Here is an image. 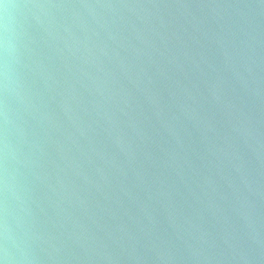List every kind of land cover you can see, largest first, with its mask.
<instances>
[{
    "label": "clouds",
    "instance_id": "1",
    "mask_svg": "<svg viewBox=\"0 0 264 264\" xmlns=\"http://www.w3.org/2000/svg\"><path fill=\"white\" fill-rule=\"evenodd\" d=\"M102 33L139 44L111 79L85 67ZM40 45L68 73L71 184L105 201L91 223L36 219ZM0 264H264V0H0Z\"/></svg>",
    "mask_w": 264,
    "mask_h": 264
},
{
    "label": "water",
    "instance_id": "2",
    "mask_svg": "<svg viewBox=\"0 0 264 264\" xmlns=\"http://www.w3.org/2000/svg\"><path fill=\"white\" fill-rule=\"evenodd\" d=\"M97 11L103 13L105 17H111V13L107 10ZM92 41L97 46L89 45L92 50L86 54L89 58V65L85 66L86 70L93 75L105 76L108 73L105 76L107 79H111V72L116 70V54L119 53L120 56L131 58L133 47L139 46L137 41L126 38L124 35H117L116 39L112 40L108 38L107 34L102 33L100 40L93 37ZM60 47H63V44ZM72 47L76 56L83 53V46L72 44ZM100 47L106 48L107 55L100 52ZM77 49L79 50L77 51ZM66 55L70 63H79L74 61L70 54L66 53ZM24 59L26 63L32 65L35 69L33 73L29 74V79L35 82L34 86L42 96V103L46 105V107H41L39 111L34 112V118L30 119L34 138L36 139V146L32 148L34 160L32 170L39 177V179L29 178L31 181L30 187L34 200L44 209V212H40L39 209L36 210L37 222L50 227L49 218L60 220L63 213H61V217H58L56 211H59L60 208H66L76 217L83 218L85 222L91 223L88 217L92 216L93 212L97 213V219L100 217L95 206L96 201L98 200L101 204H104L105 201L96 193L94 188L86 185L83 181H78V186L75 189L73 188L71 173L67 167L68 161L62 159L61 153V147L65 149V152H67V149H71L72 153L76 152L69 139L74 129L63 113H60L57 106V102L60 100L57 93L65 92L67 84L64 82V77L68 76V73L61 61L57 59L55 50L43 45H40L35 52H25ZM41 61L43 62L42 68L38 67ZM117 74L119 75L118 72ZM76 75H79V73H76ZM45 79L51 86V91L45 88L43 83ZM69 79H71L70 76ZM57 81H60V84H57ZM57 113H59V116H57ZM80 143L84 144V141L81 140ZM49 185L55 186L56 193L50 190ZM73 192L76 195H73ZM77 195L87 197L83 205L79 203ZM62 197L65 198L64 201H62ZM68 199L71 200V206L67 202ZM54 205H59V208L54 210Z\"/></svg>",
    "mask_w": 264,
    "mask_h": 264
}]
</instances>
